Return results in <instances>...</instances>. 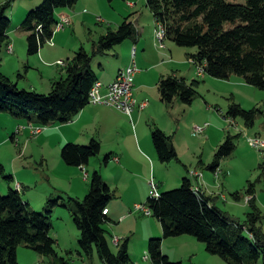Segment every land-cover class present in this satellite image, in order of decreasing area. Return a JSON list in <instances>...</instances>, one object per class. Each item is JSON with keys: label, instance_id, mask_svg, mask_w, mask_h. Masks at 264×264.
Listing matches in <instances>:
<instances>
[{"label": "rangeland", "instance_id": "obj_1", "mask_svg": "<svg viewBox=\"0 0 264 264\" xmlns=\"http://www.w3.org/2000/svg\"><path fill=\"white\" fill-rule=\"evenodd\" d=\"M43 1L0 0V7L11 3L7 16L12 20L11 30L13 31ZM131 1L137 3V9L134 10L130 7L129 2ZM232 2L243 3V0H233ZM69 9H66L69 14L74 13L75 10L76 12L82 11L86 19L84 21L79 19L72 27L64 26L53 40L44 45L45 49L54 50L53 53L61 54L62 52L66 62L67 57L73 59L81 49H85L91 54L94 43H97L109 30L116 31L125 18L130 15L134 16L135 12L141 11L145 14L151 12L147 7L146 0H115L112 3L108 0H79L73 9ZM99 18L103 21H99ZM118 21L120 24L117 23ZM111 25L112 27H110ZM233 27V23L225 25L226 30ZM24 40L26 41V38L21 37L18 31L11 33L12 44L17 43L18 50L15 54L9 50L11 46L7 49L5 44L0 45V72L18 84L20 89L49 94L52 91L53 83L66 77L65 68L56 64L52 67L50 66L52 62H48L47 58V60L41 59L39 54L30 56L26 51H21L22 45L25 44ZM52 43H54V47H51ZM164 43L166 46L174 45L170 40H165ZM174 46L176 48L174 59L180 64L188 61V55L197 52L196 48H184L176 44ZM113 53L114 51H111L109 57L96 59L92 65L93 69L99 70V62L104 64L110 62L112 69H115L120 63L115 56H112ZM29 63L30 70L28 72L27 65L29 66ZM194 65L196 66V64ZM35 67L37 69H34ZM188 67L191 68V65L188 64ZM193 73L195 76L186 72L183 74L189 75L186 76L189 79V85H192L194 81L199 82V86L196 88L197 98L191 106L180 103L173 108L164 105L161 114L160 108H155L157 119L161 115L160 129L164 128L163 131L173 137L176 150L178 148L182 153V158L180 157L179 161L174 160L170 163L159 161L153 145L152 134L148 136L152 128L158 124L154 122L140 124L134 115L130 118L132 123L128 121L123 129L117 127L116 122L111 126L112 130L109 131V136L103 144L102 154L92 161L95 168H90V175L92 176L94 169H100V167H103V171L106 170L104 163L106 155L111 152L110 148H113L116 153L118 149H122L123 152L119 155L123 154L125 157L123 163L126 170L121 171L120 167L119 171H114L112 166L115 161H113L108 174L114 178H124V185L130 184L128 189L124 188L127 190L125 193L127 199H120L130 203L129 193L131 190H136L137 194L141 196L146 191L139 178L147 180V191L149 197H152L154 195L152 183L158 187V192L162 194L180 188L184 178L195 182L196 178H193L190 172L201 169L205 175L212 177L209 179L208 189L216 193L217 196L214 197L218 198L216 202L218 208L228 214L232 220L242 224L248 222V214L254 211L253 205H249L247 202V191L253 184L255 185L256 207L261 216L257 226L264 232V177H262L261 171L264 149L254 148L250 145V139L264 140V90L249 85L240 87L236 82L237 77L223 80L210 77L206 73L204 76H199L197 66L196 70L193 69ZM233 102L241 104L246 110L258 108L262 111L253 127H248L241 118L237 120L225 118ZM21 122L29 124V121L18 120L8 114L0 115V195H8L10 189L17 190L21 197L31 204L33 211L43 215L51 209L50 202H58L59 206L53 210L50 219L54 227L51 235L58 241L56 245L57 257L55 259L44 257L22 245L18 248L19 264H50L63 260L67 264H104L97 251H94L91 256L82 251L79 244L81 233L73 221L70 211L72 206L69 207L70 204L74 205V199L82 201L88 195L92 177L88 180L86 171L76 172V170L69 169L73 167H66L68 170L66 171L60 167L65 164L61 157V136L57 132L47 135L45 134L47 131L43 130L42 135L34 136L30 128L27 127L12 140V133L16 132ZM205 125H208L205 133L197 136L196 126ZM55 127L57 126H50L47 129ZM117 129H120L122 134L118 133ZM134 131L138 133L141 145L145 149L146 145L149 146L155 155H151L146 149L148 154L146 158L134 150L135 140L132 135ZM210 132L211 139H209ZM64 134L68 139L82 142L76 134L66 130H64ZM229 136L236 139L237 147L231 156L222 160V175L220 179H217L209 166L214 161L218 147ZM1 167L4 168L3 171ZM10 177L14 179H8ZM19 185L20 188H18ZM116 189L114 187L113 190ZM234 194H239L241 201L236 200ZM115 199L112 202H115ZM136 213L130 214L132 217L125 222L116 218V223L105 224L110 248L114 253H118L120 246L115 243L114 239L118 238L121 243L128 241L130 257L136 264H154L148 252L151 240L149 237L158 234L160 236L155 238L163 239V227L153 216L147 217ZM162 251L171 261L182 264H228L220 257L208 253L205 245L190 235L164 239Z\"/></svg>", "mask_w": 264, "mask_h": 264}, {"label": "trees", "instance_id": "obj_2", "mask_svg": "<svg viewBox=\"0 0 264 264\" xmlns=\"http://www.w3.org/2000/svg\"><path fill=\"white\" fill-rule=\"evenodd\" d=\"M78 1L44 0L27 15L21 28L28 33V55H38L54 38L57 11L73 8ZM232 1L146 0V3L156 22L165 27L166 40L179 47L197 49L196 54L188 56L203 66L208 76L223 80L239 77L247 85L264 90V0ZM10 8L11 3L0 7V45L10 39L12 20L7 16ZM130 17L125 18L116 31L109 30L94 43L91 54L85 49L78 51L65 68L66 77L54 82L49 94L20 89L0 72V115L29 121V128H47L73 121L89 106V94L97 82L93 62L135 36L136 28ZM227 23H233L234 27L226 30ZM198 86V81L189 85L183 78L169 76L161 79L158 89L166 105L179 100L191 106L197 98ZM260 113L258 108L246 110L233 102L225 118H241L248 127H253ZM152 141L160 162L179 161L172 136L155 128ZM236 147V139L227 137L218 147L210 170L214 172L220 168L222 160L231 156ZM101 149L96 139L87 145L69 143L62 148L61 157L66 165L83 168L101 153ZM261 171L264 177V161ZM8 179L13 180L12 177ZM193 186L190 179L184 178L180 188L147 200L152 216L162 224L164 232L163 239L153 238L149 242L152 262L182 264L164 255L163 240L190 235L203 243L208 253L228 264H264V232L257 226L261 216L255 202V185L251 184L247 191L248 204L253 205L254 211L248 214L245 224L232 220L218 208V198L195 192ZM115 198L116 190L99 172L94 173L88 195L82 201L74 199V205H69L81 233L79 244L88 256L97 251L104 264H136L130 257L128 241L119 243V251L114 253L106 236L104 226L111 219L104 211ZM234 198L241 201L239 194H234ZM49 205L51 209L43 215L33 211L17 190L10 189L8 195H0V264H19L18 248L22 245L44 257H57V241L51 235L54 227L50 219L59 203L54 201ZM50 264L67 263L63 260Z\"/></svg>", "mask_w": 264, "mask_h": 264}, {"label": "crops", "instance_id": "obj_3", "mask_svg": "<svg viewBox=\"0 0 264 264\" xmlns=\"http://www.w3.org/2000/svg\"><path fill=\"white\" fill-rule=\"evenodd\" d=\"M129 5L134 10L137 9V3H135L134 1L129 2ZM70 9H73V8H70ZM67 10L60 9L57 11L56 16H57L58 22H60L62 17H69L71 19V24L69 25V27H72L76 25V22L79 19H82L83 21L86 19V16L80 10H78V12H76L75 10L74 13H70V14L66 12ZM130 16H131L130 21L133 22L136 28L135 36L131 39H128L123 44L115 47L113 50H111V51H114L112 56H115L120 64L115 69L114 68L112 69V65L110 62H106L105 64L102 62H99V66H98L99 70L97 71H95L94 69L93 70L95 71L97 81L101 82L104 88H107L110 84H112L115 81L119 72L122 69L127 68L128 66L132 64L133 61H135L137 68L139 69V72L137 73L136 81H135L134 98L136 99V106H135V110L132 116L134 117L135 115V119H137L138 122H140V124L144 122L146 123L154 122L155 124L156 123L158 124V126L155 125L150 131V134L148 136H151V134L153 133V130L155 128L160 129L159 126H161L159 123L160 122L159 120L161 119V115H159V119H157L155 108L159 107L160 108L159 111L161 114L164 109V105L165 107L168 106L161 101V95L158 89L159 82L161 81L163 77L176 76L178 78L185 79L186 82L189 83L188 82L189 79L186 77L189 75H183V74L186 72V73H190V75L193 74L195 76V74L193 73V69L195 68L196 70V66L191 62L190 58H188V61L181 62V64L175 61L174 56L176 54V48H174L175 44L173 42L172 43L174 45H171V46L165 45V48H160L156 40V37H155V31L157 29L156 27L158 26V24L152 12H150V14H145V12L141 13V11H138V12H135L134 16L133 15H130ZM111 20H113V18H111ZM117 23L120 24L119 21ZM21 25L22 24H20V26H17L16 30L13 29V31H18L21 37L26 38V41L24 40L25 44L24 46L22 45L21 51H26V53L28 54L27 52L28 51V42H27L28 33L22 30ZM110 27H112V25ZM13 31L12 30L10 31V34H9L10 39L8 43H6L5 45L7 46V49L9 46H11L12 51L15 54V52L18 49H17V43L14 42V44H12L11 42V33ZM57 33L58 31L54 34V37L55 35H57ZM106 34L107 32L104 35ZM51 45H52L51 47H54V43H52ZM116 48H118L117 51H115ZM111 51L107 55L100 57V58L107 57L111 53ZM53 52L55 51L47 50L44 47H42L39 52V56H40L39 58L41 59L47 58L48 60L47 59L46 60L48 62H52V65H50L52 67H54L53 65L56 64V65H61L64 68H66V66L68 65V63H70L72 59H70V57H67V62H66L64 60L65 55L62 52L61 54L60 53L58 54V52L56 53H53ZM59 62L60 63L64 62V65L60 64ZM188 64L191 65V68L188 67ZM27 68L29 72L30 63H29V66L27 65ZM34 69H37V67H35ZM232 79H235V77H233ZM236 82L238 86L240 87L247 86V84L242 78L237 77ZM145 102H147L148 105L147 107L143 109L141 108V105ZM180 103L181 102L179 100H175V102L169 106L174 108V106ZM181 105H184V104L181 103ZM130 118L132 117L131 116L129 117L125 113L119 110H116L114 108H111V107L90 105L87 108H85L78 116H76V118L70 123L65 124V125H54L57 127L51 128V129L45 128V131H47V133L45 134L50 135V133L52 134L53 132L59 133L61 136V143H60L62 144L61 149L66 144H69V143L87 145L90 143L92 139H96L101 143V146H102L101 153L99 154L101 155L103 151V146H104L103 144L109 136L108 134L109 131L112 130L111 126L116 122V124L118 125L117 127L123 129V126L126 125L128 121L132 123V119L130 120ZM28 126L29 125H27V122L25 123L21 122V124L18 125L16 132L12 133V140H14L16 136L20 135L19 133L23 132V130H25ZM126 127L129 128V126H126ZM162 129L164 130V128ZM64 130L68 131L69 133L76 134L77 138L82 140V142L68 139L67 136L64 134ZM117 131L118 133L122 134V132H120V129H117ZM30 135H31V132H30ZM132 135L135 140L133 143V147L136 152L143 155L144 157L146 156L147 158L148 154L146 153L147 152L146 149H148L151 155H155L154 152L150 150L149 146L146 145V149H145L141 145L140 143L141 139L138 133H136V131H134ZM209 139H211V132L209 135ZM110 150L111 152H109V154L106 155L110 157L104 163L106 170L103 171L102 170L103 167H100V169H94L95 171L93 172V174L96 172H99L112 189H114V187L117 188L116 198L119 200L115 199L116 200L115 202L110 203L111 207H109L107 215L111 219V223L112 222L116 223V218L119 219L120 221L123 220V222H125L132 217V215L130 214L135 213L134 208L136 205H140V204L147 205L146 204L147 200L150 198L148 191H147V180L145 181L142 178H139L142 180L143 186L145 187V190H146L143 196L137 194L136 190H131V192L129 193L130 203H127L126 200H120V199H127L125 197V193L127 192L126 189L130 187V184L124 185L123 183L124 178L122 177L114 178L108 174V171L110 169V166L113 164L112 163L113 161L118 163L116 164L114 162V165L112 166V169L114 171H119L120 167H121V171H125L126 168L124 167V163H123L125 161V157L123 154H121V156L119 155L120 153L123 152L122 149L121 150L118 149L117 153L116 151H113L114 150L113 148H110ZM177 150H178L177 152L179 154V158L180 157L182 158V153L179 151L178 148ZM93 159H91L87 167H83V168H77V167L69 168L70 166L66 165L65 163H64L65 166L60 165V167L63 170L65 169L66 171H68L67 168L71 170H76V172H80V170L82 172L86 171L85 173L86 175H88V180H89L93 176V174L92 176L90 175V168H95L94 165L92 164ZM220 169H221V166H220ZM195 172L201 173L202 178H201V181L200 180L198 181L197 177H193V178H196L195 182H193V180L190 179L193 185L199 184L201 182V187H202V191H204L203 192L204 194L206 193L208 195L217 196L216 193H213L212 191H209L208 189L209 179H212V177L209 175H205V173L201 169H196ZM23 200L29 203L25 199ZM159 224L162 226L160 222ZM156 236H160V235L153 234L149 237V239H153ZM120 243H121V240H120Z\"/></svg>", "mask_w": 264, "mask_h": 264}, {"label": "built area", "instance_id": "obj_4", "mask_svg": "<svg viewBox=\"0 0 264 264\" xmlns=\"http://www.w3.org/2000/svg\"><path fill=\"white\" fill-rule=\"evenodd\" d=\"M99 21H102L101 18H99ZM71 24V19L69 17H62L60 22L56 25L55 31H57V28L59 26H69ZM155 37L156 40L160 46V48L163 47V35L160 31L159 26H157V29L155 31ZM11 48V49H10ZM10 51H12V47H10ZM60 64L63 65V62ZM199 68L202 69V74L205 71L203 66H199ZM139 72V69L137 68V65L135 61L132 62V64L129 66V69L127 71H120L115 81L110 84L107 88H104L103 84L101 82H96L94 86L92 87L90 94H89V105L91 106H105V107H111L116 110H119L129 117L132 116L134 110H135V98H131V90L135 88V77L137 73ZM145 105L147 107L148 103L145 102ZM206 125L205 126H196V135H202L206 131ZM31 132L34 136L39 135L42 133L45 128L43 127H31ZM250 145L254 148L263 149L264 142H260L257 138L251 139ZM195 172V171H194ZM215 177L217 179H220L222 175L221 169L219 171H214ZM195 175H197L198 181H201V173L195 172ZM152 189L154 190L153 197L159 198L160 193L158 192V187L151 184ZM201 191V182L198 184V187ZM203 192V191H202ZM134 212L143 213L145 216L150 217L152 216V211L147 205H136L134 208ZM104 214H108V210L104 211ZM116 244L120 243V240L118 238L114 239Z\"/></svg>", "mask_w": 264, "mask_h": 264}, {"label": "bare ground", "instance_id": "obj_5", "mask_svg": "<svg viewBox=\"0 0 264 264\" xmlns=\"http://www.w3.org/2000/svg\"><path fill=\"white\" fill-rule=\"evenodd\" d=\"M158 24V23H157ZM158 26H159V28H160V31L162 32V35H163V47L165 48V38H166V36H165V27L162 25V24H158ZM64 26H59L58 28H57V31L59 32L60 31V29L61 28H63ZM67 27V26H66ZM41 28V27H40ZM62 30H64V29H62ZM61 30V31H62ZM56 31V32H57ZM55 32V33H56ZM191 59V58H190ZM191 62L192 63H194V64H196V62L194 61V60H191ZM63 65H64V62H63ZM196 66H197V70H198V74H199V76H204L205 75V73H206V71H204L203 72V74H202V69L201 68H199V66H201V65H197L196 64ZM129 69V66L127 67V68H125V69H122L121 71H127ZM131 98H134V88L131 90ZM135 106H136V102H135ZM146 107V105H145V103H143L142 105H141V108H145ZM231 119V118H230ZM234 120V119H233ZM207 126L208 125H206V128H207ZM195 132H196V128H195ZM250 137V136H249ZM251 138V137H250ZM260 142H264V140H262V139H260V138H257ZM250 141H251V139H250ZM263 149H264V147H263ZM220 170V168H218V169H216L215 171H219ZM214 173V172H213ZM190 174H191V176L192 177H197V175H195V172L194 171H192V172H190ZM201 176H202V174H201ZM194 187V191L195 192H198V193H203L199 188H197L198 187V184H196V185H194L193 186ZM18 188H20V185H19V187ZM202 188V187H201ZM200 195V194H199ZM250 198H247V202H248V200H249Z\"/></svg>", "mask_w": 264, "mask_h": 264}]
</instances>
